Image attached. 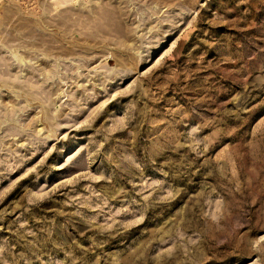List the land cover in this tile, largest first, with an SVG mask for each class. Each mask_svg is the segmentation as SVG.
<instances>
[{
	"label": "rangeland",
	"instance_id": "1",
	"mask_svg": "<svg viewBox=\"0 0 264 264\" xmlns=\"http://www.w3.org/2000/svg\"><path fill=\"white\" fill-rule=\"evenodd\" d=\"M0 264H264V0H1Z\"/></svg>",
	"mask_w": 264,
	"mask_h": 264
},
{
	"label": "crops",
	"instance_id": "2",
	"mask_svg": "<svg viewBox=\"0 0 264 264\" xmlns=\"http://www.w3.org/2000/svg\"><path fill=\"white\" fill-rule=\"evenodd\" d=\"M1 1V0H0Z\"/></svg>",
	"mask_w": 264,
	"mask_h": 264
}]
</instances>
